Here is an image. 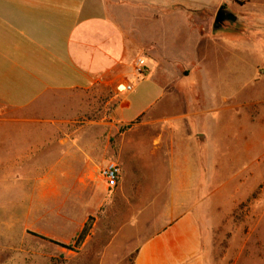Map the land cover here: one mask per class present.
<instances>
[{"label":"crops","instance_id":"1","mask_svg":"<svg viewBox=\"0 0 264 264\" xmlns=\"http://www.w3.org/2000/svg\"><path fill=\"white\" fill-rule=\"evenodd\" d=\"M227 2L0 0V199H6V203L13 201L15 193L28 192L29 186L45 185L48 181L58 186H77L78 180L88 181L106 167L107 164H76L78 136L88 133L85 127H78V94L86 95L98 85L108 87L122 70L125 56L139 42L122 24L134 25L142 16L150 24H157L160 18L184 16L188 43L181 57L193 58L181 59L177 66H195L204 72L203 58L208 52H221L222 40L227 39L229 47L237 45L236 33H224L222 25L226 22L216 21L218 11ZM259 2L251 0V9H262ZM228 13L233 17L229 23L235 25L240 21L238 15ZM141 44L148 48V63L155 68L165 66L172 58L168 53L162 54V43L157 37L139 42L135 48L140 50ZM121 102L115 110L120 125L135 121L154 104L124 118ZM189 119H193L192 115L151 122L157 128L149 131L154 136L149 154H161L158 181L155 177L157 188L146 200L152 202L148 208L155 219L137 237L131 264H249L245 261L247 254H235L233 238L227 242L215 240L210 226L206 228L200 217L214 184L222 186L221 191L230 185L227 195L220 192L218 199L234 207L247 199L248 193H242L239 186L253 184L250 172L252 164L257 163L253 161L254 154L258 164L264 165V155L256 153L264 143V124L254 132L249 120L243 122L240 130L248 129L245 145L230 155L227 163L218 159L214 172L224 164L240 166L233 169L231 176L218 177L213 173L208 176L204 164L191 166L184 156V164L178 160L179 148L191 149L189 138L197 137V151L207 152L208 143L204 141L209 142V132L200 128L192 136ZM139 125L144 124L136 123L122 133L121 145L125 146L127 141V146L118 156L123 173L118 192L125 201H143L145 194L138 166L142 164V154L134 151L131 139L140 133L141 145L144 142ZM214 135L212 132L213 138ZM212 148L216 151L214 145ZM97 184L102 186L101 181ZM259 261L264 264V257Z\"/></svg>","mask_w":264,"mask_h":264},{"label":"rangeland","instance_id":"2","mask_svg":"<svg viewBox=\"0 0 264 264\" xmlns=\"http://www.w3.org/2000/svg\"><path fill=\"white\" fill-rule=\"evenodd\" d=\"M227 1L226 10L238 15L240 21L235 25L228 21L220 24L226 22L222 25L224 33H236L237 45L232 48L227 39L222 40L221 52L215 55L208 52L203 58L206 59L204 72L195 66H177L181 59L193 58L181 57L188 43L184 16L160 18L157 24H150L142 16L136 24L122 26L133 32L139 42L157 37L162 43V54L168 53L172 58H168L165 66L155 68L148 63V48H142L141 44L140 50L136 49L139 45L136 42L125 56L122 70L115 74L108 87L98 85L86 95L78 94V127H85L88 133L78 136L76 164L104 165L113 161L122 169L118 156L127 146V141L125 146L121 145L122 133L136 123L144 124L139 125L144 132L142 145L140 133L131 138L134 151L142 154V164L138 166L145 192L143 201H125L118 192L120 182L114 190L106 189L101 170L88 181L78 180L77 186H58L51 181L29 186L28 192L15 193L13 201L6 203V199H0V264H131L137 237L142 236L147 224L155 219L148 208L152 202L146 200L157 188L155 177L160 173L161 154H149V144L154 139L149 131L157 128L151 122L168 118L180 120L192 115L193 119H189L191 135L197 134L200 128L209 132V142L204 141L208 143L207 152L197 151V137L189 138L191 149H178L181 164H184V156L191 166L204 164L208 176L213 173L218 177L231 176L233 169L240 166L224 164L214 172L218 159L226 162L245 145L248 129L240 130L245 120L252 123L254 132L260 131L259 125L264 124V22L260 23L264 21V0H260L262 9L258 10L251 9V0ZM243 5L245 7L241 8ZM248 19H253V23ZM139 59L148 66L145 78H138L134 71ZM130 84L136 89L127 94L124 89ZM120 102L124 118H131L147 105L154 104L135 121L120 125L115 115ZM256 153L264 155V143ZM256 158L254 154L253 161L257 163L252 164L250 172L253 184L239 186L242 193H248L247 199L234 207L218 199L220 192L227 195L230 185L221 191L222 186L214 184L200 217V222L207 224L206 228L210 226L215 240L233 238L235 254H247L245 261L249 264H260L259 260L264 257V165L258 164ZM241 159L242 164L246 163L244 157ZM89 217L93 218L92 229L77 249L67 250L32 235L73 245Z\"/></svg>","mask_w":264,"mask_h":264},{"label":"built area","instance_id":"3","mask_svg":"<svg viewBox=\"0 0 264 264\" xmlns=\"http://www.w3.org/2000/svg\"><path fill=\"white\" fill-rule=\"evenodd\" d=\"M135 74L138 78H145L148 74V66L144 62V60L139 59L135 63L134 68ZM134 85H127L125 87V92H133ZM101 177L103 178L108 190H114L117 188L120 177H121V167L119 164L111 161L108 162L106 167L101 172Z\"/></svg>","mask_w":264,"mask_h":264},{"label":"trees","instance_id":"4","mask_svg":"<svg viewBox=\"0 0 264 264\" xmlns=\"http://www.w3.org/2000/svg\"><path fill=\"white\" fill-rule=\"evenodd\" d=\"M231 1V0H230ZM92 224H93V218L89 217L84 226L82 227L80 233L78 234L77 238L74 240L73 245H67V244H62L57 241L51 240L49 238H46L44 236L38 235V234H32L34 237H37L41 240L47 241L49 243H52L53 245H56L58 247L67 249V250H73L79 248L87 239L89 236V233L92 229Z\"/></svg>","mask_w":264,"mask_h":264},{"label":"flooded vegetation","instance_id":"5","mask_svg":"<svg viewBox=\"0 0 264 264\" xmlns=\"http://www.w3.org/2000/svg\"><path fill=\"white\" fill-rule=\"evenodd\" d=\"M218 16H216V21L218 23L222 22V21H232L233 17L231 15L228 14V11L226 10V8L222 7L219 11H218Z\"/></svg>","mask_w":264,"mask_h":264},{"label":"water","instance_id":"6","mask_svg":"<svg viewBox=\"0 0 264 264\" xmlns=\"http://www.w3.org/2000/svg\"><path fill=\"white\" fill-rule=\"evenodd\" d=\"M229 14V13H228ZM219 14L217 13V16H218ZM230 15V14H229Z\"/></svg>","mask_w":264,"mask_h":264}]
</instances>
